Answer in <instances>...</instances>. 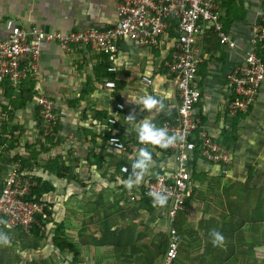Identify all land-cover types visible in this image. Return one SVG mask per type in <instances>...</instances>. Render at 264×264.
Here are the masks:
<instances>
[{"label": "crops", "instance_id": "0c3cea01", "mask_svg": "<svg viewBox=\"0 0 264 264\" xmlns=\"http://www.w3.org/2000/svg\"><path fill=\"white\" fill-rule=\"evenodd\" d=\"M119 1L0 0V39L7 37L11 20L21 27L36 25L63 32L83 27L107 29L117 21ZM220 13L224 29L236 45L229 48L211 36L196 41L195 49L203 61L195 80L199 98L194 113L200 120L196 134H209L230 149L232 158L223 167L203 160L198 152L189 156L185 211L190 221L203 224L205 235L215 228L225 237L224 247H236L246 242L242 232L259 222L264 224V83L250 108L230 117L227 109L232 92L225 76L251 50V26L264 20V0H228ZM40 48L36 70L18 82L8 80L0 88V189L14 156L31 160L26 172L55 187L42 199L52 203L53 219L65 223L66 232L78 247L81 242L76 240H81V232L72 230V224L85 213L98 216L102 210L100 199L109 214L108 229L120 225L114 241L121 240L123 247L134 241L136 229L132 218L136 214L149 215L151 227L158 225L160 229L167 225V205L148 206L142 196V183L129 191L121 180L131 175L132 158L140 147H147L153 156V166L146 176H152L164 165H174L168 151L141 145L124 118L134 113L137 120L148 117L159 127L161 120L175 114L179 97L164 63L168 50L136 48L122 40L118 44L117 70L108 72L104 55L87 47L62 49L46 41ZM143 74L151 78V84L141 80ZM106 79H113L116 87H105ZM145 91L164 98L165 111L148 112L131 101ZM40 95L51 98L55 107L56 125L50 143H46L40 131L36 105ZM117 100L125 106L122 113L114 108ZM109 115L118 117L115 125L106 123ZM109 130L123 138L124 152L108 146L105 134ZM95 155L100 161L95 160ZM54 159L63 176L47 169ZM124 163L129 165L128 173L119 170Z\"/></svg>", "mask_w": 264, "mask_h": 264}, {"label": "built area", "instance_id": "2783aa9c", "mask_svg": "<svg viewBox=\"0 0 264 264\" xmlns=\"http://www.w3.org/2000/svg\"><path fill=\"white\" fill-rule=\"evenodd\" d=\"M226 1L120 0L117 21L107 29L83 27L63 32L45 30L36 25L21 27L11 20L7 37L0 39V88L6 79L18 82L36 70L40 59V44L46 41L54 42L62 49L81 46L102 54L109 61L106 68L108 72L117 70V50L122 40H127L136 48L168 50L164 63L175 81L179 103L175 114L161 120L159 127L167 128L169 134L176 133L182 139L167 149L148 144L168 151L173 156L174 165H164L152 176H146L141 184L143 197H150L149 193L154 190H163L169 194L166 218L170 239L163 264H172L177 257L179 234L175 222L178 213L184 210L185 199L189 194V156L197 151L203 160L223 167L228 166L232 158L230 149L212 136L202 132L196 134L200 120L194 113V105L199 98L195 80L198 67L203 61L195 49L196 41L211 36L229 48L236 45L225 31L221 18L220 10ZM251 34V50L225 76L232 92L227 109L230 117L246 112L264 83V20L251 26ZM141 80L146 84L152 82L145 74ZM104 86L114 89L116 83L113 79H106ZM36 105L40 131L44 137L51 136L56 125L54 103L48 96L40 95L36 98ZM114 108L122 113L125 106L121 100H117ZM105 121L115 125L118 117L109 115ZM111 140L117 143L112 144ZM106 142L114 151L126 150L124 140L117 132H111ZM124 167L128 169L127 172L123 170ZM119 170L128 173L130 168L124 163L120 164ZM34 184L32 176L24 175L20 170L19 161H13L0 190V216L10 227L26 233H29L32 222H36L35 214L43 213L44 204L25 199Z\"/></svg>", "mask_w": 264, "mask_h": 264}, {"label": "rangeland", "instance_id": "374dc122", "mask_svg": "<svg viewBox=\"0 0 264 264\" xmlns=\"http://www.w3.org/2000/svg\"><path fill=\"white\" fill-rule=\"evenodd\" d=\"M241 3L244 5L243 1ZM53 134L44 137L41 133L46 143L53 141L48 139ZM99 202L102 210L98 216L85 213L72 224V230L81 232V240H76L81 242L79 264H163L170 239L168 224L160 229L158 225L151 227L148 225L149 215L142 217L136 214L132 220L139 233L135 230L134 241L131 240V245L123 247L121 240L114 241V236L118 234L116 230H121L118 228L120 225L115 229H108L107 226L111 223L110 218H107L109 214L101 206L103 200L100 199ZM185 208L182 210L184 213H178L175 226L177 231L179 229L180 252L185 253L186 257L177 259L175 264H264V224L259 222L251 230L241 233L244 242L246 241L243 246L234 247L231 244V247L226 245V248L213 247L209 234L205 235L206 232L203 231V224L197 225L196 221L186 218ZM0 220L5 221L1 216ZM51 227L49 223L42 228L45 229L46 237L36 238L29 233L18 232L8 224H0V230L8 233L12 241L11 246H0V264H70V255L67 252L62 255L53 249L49 239ZM120 237L119 234L118 238Z\"/></svg>", "mask_w": 264, "mask_h": 264}, {"label": "clouds", "instance_id": "9594fccd", "mask_svg": "<svg viewBox=\"0 0 264 264\" xmlns=\"http://www.w3.org/2000/svg\"><path fill=\"white\" fill-rule=\"evenodd\" d=\"M171 93H169V98ZM164 98H157L151 94L138 95L132 102L138 104L141 109L151 112L156 110L157 112L165 111L166 106L163 102ZM127 124L131 126V130L137 135L138 142L141 145L151 144L153 146H158L161 149H167L174 146L179 140L182 139L176 133L169 134L167 128L158 127L153 119L145 117L143 119L137 120L134 113H129L124 117ZM112 144H116L115 140L110 141ZM119 144H117L118 146ZM153 156L152 152L149 151L147 147H140L136 150V155L132 158L131 163V175L127 179L121 180L122 185L129 191L132 190L134 186H139L143 182V178L149 174L150 168L153 166ZM125 172L128 171L127 168L123 169ZM152 204L154 207H164L169 200V194L163 190L151 191L149 193ZM0 224H7L6 221L0 220ZM209 237L213 247H224L226 240L224 235L217 229L213 228L209 231ZM11 237L8 233L0 230V246H11Z\"/></svg>", "mask_w": 264, "mask_h": 264}, {"label": "trees", "instance_id": "16d2710c", "mask_svg": "<svg viewBox=\"0 0 264 264\" xmlns=\"http://www.w3.org/2000/svg\"><path fill=\"white\" fill-rule=\"evenodd\" d=\"M103 58H104L103 63L105 64V67H106V65H108V62H107V60H105L106 59L105 56ZM5 83H9L8 79H6L2 83V86ZM29 91H31V90H29ZM110 133H111L110 130L107 131V133L105 134L106 138L108 137V135ZM48 139H49V141H52L51 137ZM9 142H12V140H9ZM195 152H197V151H195ZM94 158L97 162L100 161L99 156L95 155ZM12 159H13V161H19L20 170L24 173V175H29L28 172H26L25 167L27 165L31 164V160L24 159L20 156H14ZM59 168L62 170V168L57 164V160H55V159L53 161H51L50 165L47 167V169L49 171L56 174L58 177L63 176V172H60ZM32 179L34 180L35 184L30 188V193L25 196V199L29 200V201L37 202V203H42V204H44V206L42 209L43 213L35 214L34 218H35L36 222H32V224L30 226L29 234L32 236H35L36 238H40L43 236L46 237L47 234L44 233L45 229H42V228L46 227L47 224L50 223L52 225V227L49 230V234L51 235V236H49V239L51 241L53 249L58 250L60 253H66L67 252L70 255V258H69L70 264H79L80 263L79 247L71 239L69 234L66 232L65 223L64 222H58V221H55L53 219V212H52V206L53 205H52V203L44 201L42 199V196L44 194H47V193L54 191L55 187L50 182L45 181L39 177L32 176ZM144 201L148 206H152V199L150 197H144ZM187 201H188V197L185 199V205H186ZM16 229L18 230V232H23L19 228H16ZM178 234H179V230H178ZM179 243H180V239H179ZM180 250L181 249H179V247H178L177 257L173 261L174 264L177 261V259L181 260L184 257H186L185 253H181ZM41 260H43V259H41Z\"/></svg>", "mask_w": 264, "mask_h": 264}]
</instances>
